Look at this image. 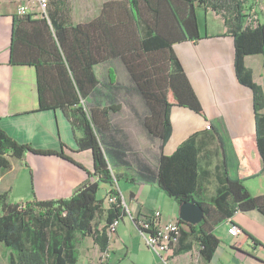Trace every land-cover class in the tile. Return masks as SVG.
Wrapping results in <instances>:
<instances>
[{
	"label": "trees",
	"instance_id": "16d2710c",
	"mask_svg": "<svg viewBox=\"0 0 264 264\" xmlns=\"http://www.w3.org/2000/svg\"><path fill=\"white\" fill-rule=\"evenodd\" d=\"M246 0H118L104 4L100 16L90 23L72 25L63 20L65 6L56 7L30 27L16 24L12 43V64L34 66L37 70L40 110L63 112L72 126L79 151L89 150L94 171L88 182L66 199L13 202L12 191L0 195V243L11 249L10 264H78L77 238L93 239L101 253L109 252L108 226L126 216L118 182L155 184L178 206L191 202L202 206L203 221L181 225L178 246L184 236H193L205 264H213L221 240L216 234L220 225L230 222L237 212L258 211L264 215V195L254 197L241 179H231L225 154L216 167L217 189L205 193V182L211 172L202 168L205 150L198 135L183 142L172 155L163 149L172 135L171 110L188 108L204 116V109L184 68L174 51L183 41L201 39L196 8L211 9L220 15L234 39L235 71L239 82L253 92L257 147L264 172V89L246 65V57H264V23L246 25ZM50 5V2H49ZM151 34V35H148ZM119 58L150 111L145 127L153 140L160 142L157 166L150 165L138 180L131 174H118L110 164L100 130L110 127V116L117 106H91L86 99L95 95L99 85L118 92L123 87L109 88L100 82L95 66ZM109 80L116 83L109 70ZM85 100L84 102H82ZM114 102H111L113 104ZM224 153L223 143L220 140ZM58 156L76 164L63 151L35 149L20 143L0 128V169L10 170L8 157L28 166V156ZM140 178V180H139ZM101 185L111 187L98 197ZM107 195L117 198L106 205ZM104 216L105 224L98 218ZM254 245L259 241L247 234ZM175 254L187 253L190 248ZM239 247V245H236Z\"/></svg>",
	"mask_w": 264,
	"mask_h": 264
},
{
	"label": "crops",
	"instance_id": "0c3cea01",
	"mask_svg": "<svg viewBox=\"0 0 264 264\" xmlns=\"http://www.w3.org/2000/svg\"><path fill=\"white\" fill-rule=\"evenodd\" d=\"M109 1L118 0H81L78 2V11L72 0H49V9L55 14L56 7L65 6L67 12L63 20L76 26L96 20L104 4ZM22 6H27L30 13L19 15ZM34 10L33 0H0V128L16 141L29 143L35 149L63 151L83 168L58 156L30 154L28 166L22 165L15 157H8L12 167L7 171L0 169V195L12 191L13 202L34 198L66 199L81 186L97 180L88 174L94 171L92 152L77 149L75 136L81 134H74L61 110H40L36 68L12 64L16 24L30 27L25 17L29 16L33 21L46 17L37 11L34 14ZM196 13L201 39L197 42L176 43L174 51L202 104L204 116L188 108L173 107L172 135L163 152L172 155L193 135H198V143L206 152L215 148L213 142L221 146V140L224 147L222 160L225 154L230 178L243 180L254 197L263 196L264 172L257 147L253 92L242 85L236 76L234 39L226 34L227 28L220 15L200 6L196 8ZM245 61L253 71L255 81L264 89V57L248 56ZM113 62L119 67L122 78L115 73ZM110 69L116 83H111L107 77ZM125 70L119 58L97 64L95 71L100 82L109 88H116L118 84L123 89L118 92L109 89L104 93L103 86L99 85L95 89L96 95H91L86 101L93 107L117 106L120 109L111 114L109 129L100 130L99 135L115 172L129 173L138 180L142 171L150 167L153 142L158 144V140H153L145 127V119L150 111ZM101 77H104V82ZM208 124L212 125L210 131L206 130ZM154 152L156 167L160 153L157 155L158 151ZM212 164L208 155L202 168L210 171ZM219 165L214 162L215 171ZM207 181L205 192L208 191ZM116 188L126 205V216L120 220L116 233L110 236L107 252L110 258L106 264H162L158 255L146 246L134 220L141 216L149 217L156 209L162 211V223L178 220L180 206L171 198L172 201H168L169 197L155 184H131L122 180ZM110 190L111 187L104 185V196ZM15 196L19 198L18 201H14ZM232 225L241 230L239 236L228 233ZM219 228L216 234L221 244L213 264H264V215L258 211L237 212L230 222L223 224L221 231ZM247 234L260 244L254 245L247 239ZM187 248H190L189 252L175 254L170 264H205L199 253V244L193 236H184L178 251ZM96 250L100 252L97 246ZM103 254L100 252V255Z\"/></svg>",
	"mask_w": 264,
	"mask_h": 264
},
{
	"label": "built area",
	"instance_id": "2783aa9c",
	"mask_svg": "<svg viewBox=\"0 0 264 264\" xmlns=\"http://www.w3.org/2000/svg\"><path fill=\"white\" fill-rule=\"evenodd\" d=\"M35 5L34 14L40 13L44 16L48 14L49 0H33ZM19 15L29 14L30 11L27 6L19 8ZM248 15V14H247ZM247 17L246 25H256L259 21H251ZM212 128L211 124L206 126V130L210 131ZM117 198L113 195H107L105 199L106 205L116 203ZM125 208L126 205L124 204ZM162 211L159 209L154 210L153 214L149 217H138L134 221L139 228L141 235L143 236L146 246L158 255L162 264H170V259L175 256L176 248L179 243L181 225L179 219L174 221H167L162 223ZM119 221H115L113 224L108 226L107 232L110 236L114 235L117 231ZM228 233L232 236H239L241 230L232 225L228 229ZM110 258L106 253L103 254V262Z\"/></svg>",
	"mask_w": 264,
	"mask_h": 264
},
{
	"label": "rangeland",
	"instance_id": "374dc122",
	"mask_svg": "<svg viewBox=\"0 0 264 264\" xmlns=\"http://www.w3.org/2000/svg\"><path fill=\"white\" fill-rule=\"evenodd\" d=\"M67 1L71 2V0H67ZM72 1H74V3L76 4L75 8H76V11H78V9L80 8V6L78 5V2L81 0H72ZM246 1H247V3H246L247 14L249 15L248 19L251 21L258 20L259 22L264 23V0H246ZM69 5H70V3H69ZM114 63L115 62H113V65H114ZM114 69H115V73L119 74L120 78H122L121 74H120L121 71H120L119 67L114 65ZM125 71L127 73V70H125ZM107 77H109V76L107 75ZM101 80L104 82V77H101ZM95 95H96V93H95ZM159 145H160L159 141H158V144L153 142V147H154L153 149L158 151L157 155H159V153H160ZM212 145L215 148H213L210 151L205 152V154H204L205 158L208 155H210V159L213 162L212 167H211L212 169L210 170L211 174L208 176V179H207L208 181L206 184V188L208 189V191L205 193L208 196H210L211 194L214 193V190H215V187L217 184L216 179H215V175L213 174V172L215 171L214 170V162L219 163L220 165L222 164V149H221L220 144L213 142ZM153 149H152L153 152H152V157H151V165L155 166L157 158H155L153 156V153H155ZM231 168L233 171V167H231ZM104 192H105L104 191V185H101L100 191L98 193V197L102 198L104 196ZM14 199H15L14 201H18L19 198L15 196ZM167 199H168V201H172L170 198H167ZM98 222L101 225L105 224V217L102 216V217H100V219L98 218ZM222 226L223 225H220L219 226L220 228L218 227L220 231H221ZM121 227H123V225H121ZM77 250L79 252L78 264H106L107 260H105L103 262V256L100 255V252H98L96 250V246L93 242V239H91V238L84 239L79 235L77 238ZM10 255H11V249H9L5 244L0 243V264H10V261H9ZM123 263H126V261H124ZM129 264H132V263H129Z\"/></svg>",
	"mask_w": 264,
	"mask_h": 264
},
{
	"label": "water",
	"instance_id": "95a60500",
	"mask_svg": "<svg viewBox=\"0 0 264 264\" xmlns=\"http://www.w3.org/2000/svg\"><path fill=\"white\" fill-rule=\"evenodd\" d=\"M204 217V209L198 204L185 202L179 207L178 219L186 224L196 226L203 221Z\"/></svg>",
	"mask_w": 264,
	"mask_h": 264
}]
</instances>
